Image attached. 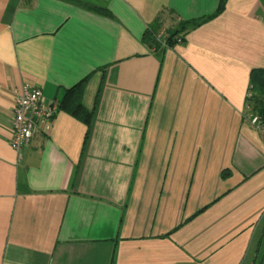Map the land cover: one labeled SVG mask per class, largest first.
<instances>
[{"label":"crops","instance_id":"crops-1","mask_svg":"<svg viewBox=\"0 0 264 264\" xmlns=\"http://www.w3.org/2000/svg\"><path fill=\"white\" fill-rule=\"evenodd\" d=\"M218 5L0 0V264H243L258 254L264 118L248 106L251 71L264 69V3L225 0L169 47L144 40L150 25L163 36ZM83 78L88 138L58 108L13 150L21 86L59 102Z\"/></svg>","mask_w":264,"mask_h":264},{"label":"trees","instance_id":"trees-1","mask_svg":"<svg viewBox=\"0 0 264 264\" xmlns=\"http://www.w3.org/2000/svg\"><path fill=\"white\" fill-rule=\"evenodd\" d=\"M264 3V0H261ZM225 0H219V5L214 14L205 16L202 18H197L194 20H182L178 22L180 25L179 28L170 29L165 35L161 36L162 40H164V44H162L161 40L157 38V34L159 33L158 29L160 28L158 23L150 25L149 28L144 33V40L146 43L152 47L153 49L160 50L164 47H169L172 44L178 42L177 40H182V35H178L180 31L184 32L189 29H192L202 22L210 19L211 17L219 14L224 7ZM87 78H83L75 85L70 88H66L61 99L58 102V108L64 110L68 114L74 116L81 122H83L87 126V131L85 138L87 139L90 133L92 121H93V112L86 110L82 105V93L84 90L85 83ZM250 82H251V90L253 91V95L249 98L250 100V111L260 114L261 118H264V108L263 102L261 99V95L264 93V69L256 68L252 69L250 74ZM255 113V112H254Z\"/></svg>","mask_w":264,"mask_h":264},{"label":"built area","instance_id":"built-area-1","mask_svg":"<svg viewBox=\"0 0 264 264\" xmlns=\"http://www.w3.org/2000/svg\"><path fill=\"white\" fill-rule=\"evenodd\" d=\"M161 36L162 33L159 32L157 38L164 44ZM177 41L179 42L180 39ZM57 110L58 101L53 100L46 103L39 87L22 85L15 94L12 106V132L9 138L11 148L19 152L29 145L38 126L49 122ZM248 110H250L249 106ZM249 116L253 125L260 126L262 124L259 115L250 112Z\"/></svg>","mask_w":264,"mask_h":264},{"label":"rangeland","instance_id":"rangeland-1","mask_svg":"<svg viewBox=\"0 0 264 264\" xmlns=\"http://www.w3.org/2000/svg\"><path fill=\"white\" fill-rule=\"evenodd\" d=\"M249 255L243 264H264V238L261 247L259 246L258 254L256 255L254 253L251 258L249 257Z\"/></svg>","mask_w":264,"mask_h":264}]
</instances>
